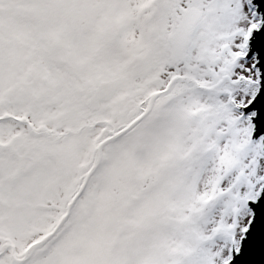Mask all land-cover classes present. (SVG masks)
<instances>
[{
  "label": "snow or ice",
  "instance_id": "6c2138e0",
  "mask_svg": "<svg viewBox=\"0 0 264 264\" xmlns=\"http://www.w3.org/2000/svg\"><path fill=\"white\" fill-rule=\"evenodd\" d=\"M0 264H264V0H0Z\"/></svg>",
  "mask_w": 264,
  "mask_h": 264
}]
</instances>
